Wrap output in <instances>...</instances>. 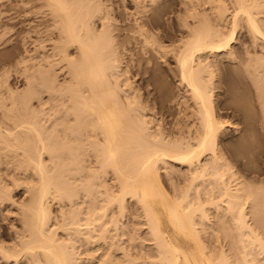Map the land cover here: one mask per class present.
<instances>
[{
    "label": "bare ground",
    "instance_id": "1",
    "mask_svg": "<svg viewBox=\"0 0 264 264\" xmlns=\"http://www.w3.org/2000/svg\"><path fill=\"white\" fill-rule=\"evenodd\" d=\"M14 1L0 264H264V0Z\"/></svg>",
    "mask_w": 264,
    "mask_h": 264
},
{
    "label": "rangeland",
    "instance_id": "2",
    "mask_svg": "<svg viewBox=\"0 0 264 264\" xmlns=\"http://www.w3.org/2000/svg\"><path fill=\"white\" fill-rule=\"evenodd\" d=\"M108 1L115 7L116 5L118 7L122 6L120 0ZM39 9L40 7H33V5L24 2H16L14 0H0V11H6L2 15H0V71L5 67V69H8L10 67L12 54L15 49L14 46L22 47V44L19 43V37H21V35L22 37L27 35V32L29 30V21H39L41 19L40 13L33 14V11H39ZM111 13H113V11H111ZM243 30L244 29H242L238 34V39L240 41H243L246 38V33ZM12 81V76H10L8 82ZM227 119L234 123H237V119L235 117H231V114ZM256 157L259 162L262 161L261 159L264 160L263 154L259 153ZM235 167L236 166H234V168ZM13 218L14 217L9 218V220H3L0 216V229L1 231L4 230L2 232H5V229L8 227L9 222L15 223V220Z\"/></svg>",
    "mask_w": 264,
    "mask_h": 264
}]
</instances>
